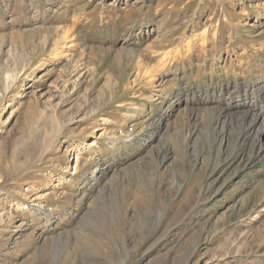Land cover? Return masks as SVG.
Returning <instances> with one entry per match:
<instances>
[{
	"label": "rangeland",
	"instance_id": "374dc122",
	"mask_svg": "<svg viewBox=\"0 0 264 264\" xmlns=\"http://www.w3.org/2000/svg\"><path fill=\"white\" fill-rule=\"evenodd\" d=\"M263 80L264 0H0V264H264Z\"/></svg>",
	"mask_w": 264,
	"mask_h": 264
},
{
	"label": "bare ground",
	"instance_id": "6f19581e",
	"mask_svg": "<svg viewBox=\"0 0 264 264\" xmlns=\"http://www.w3.org/2000/svg\"><path fill=\"white\" fill-rule=\"evenodd\" d=\"M256 85H258V84H254V86H249L250 88L249 87L248 88L247 87L244 88L245 92L248 91L249 94L251 92V98H249V99L246 96V94L244 93V94H240L239 96H237L235 101H232V98H233L231 96L232 92H230V93L227 92L226 97H223L222 96L223 95L222 94L223 93L222 90H219L220 92L217 95H215L214 97H211V98H208V97L202 98L203 101H201L200 103H202L203 105H211V106H213V107H210V108H212L211 111H214L215 114H217L218 117L219 116H224V117L229 116V113H230V115L233 114V113L230 112L231 109H233L234 107H235V109L239 108V109H236V110H240V111H237V112H234V113H237L239 116H241V118L243 120H248V123H247V126H246L247 128L245 127V129L250 130L252 132V135L254 134L253 135L254 136V140H255L254 142H256L257 145H258V151H263L264 150V139H261V136L264 135V80L261 82L260 86L256 87ZM236 89H238V88L235 87V90ZM254 93H255V95H254ZM172 99L173 98L169 99L168 109H170V110H169V113L166 114V117H167L166 118V123L165 122H164V124L162 123L163 126L160 127V128L164 127V132L163 133H165V131H168L169 128H170V126H168L169 124H167L170 116L171 117L173 116L175 118L178 116L176 113L173 114V113L170 112V111H172L171 107H174V106L176 107L178 104L180 106L182 105L183 107L181 108V110L179 109V111L178 110L176 111V109H175V111L178 112V114H180L181 111L185 112V107L188 104V102L185 99H182V100L179 99L178 100V98H176V100H173V101H172ZM237 99H239V100H237ZM212 101H214V102H212ZM154 131L155 130H153V132ZM144 140L145 139L140 137V134H135V135H128L125 138L116 139L114 142H118V143L119 142L120 143L121 142H125V143H128V144H135V143L143 142ZM94 153H95V151H92V154H94ZM92 154L88 158H86L84 160L85 166H90L91 164H93L96 161L95 160V156H93ZM77 160L78 159L75 158L74 162L77 163ZM42 210H43V212H44V214H45V216H46V218L48 220L51 219L52 216L54 215V210L52 208L45 209V210L42 209Z\"/></svg>",
	"mask_w": 264,
	"mask_h": 264
}]
</instances>
